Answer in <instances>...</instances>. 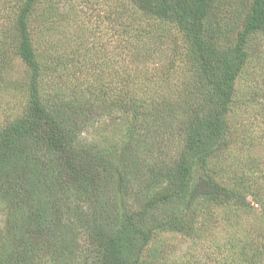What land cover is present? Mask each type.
Wrapping results in <instances>:
<instances>
[{
  "label": "trees",
  "instance_id": "16d2710c",
  "mask_svg": "<svg viewBox=\"0 0 264 264\" xmlns=\"http://www.w3.org/2000/svg\"><path fill=\"white\" fill-rule=\"evenodd\" d=\"M0 3V81L13 52L30 71L27 110L0 125V264H147L154 232L214 208L258 220L220 215L221 264H264V164L232 158L229 121L264 0ZM114 115L125 140L99 152L83 136Z\"/></svg>",
  "mask_w": 264,
  "mask_h": 264
},
{
  "label": "rangeland",
  "instance_id": "374dc122",
  "mask_svg": "<svg viewBox=\"0 0 264 264\" xmlns=\"http://www.w3.org/2000/svg\"><path fill=\"white\" fill-rule=\"evenodd\" d=\"M253 46L256 48L253 59L237 82V104L229 117L235 142L246 147L231 156L239 157L244 163L256 159L264 164V36L255 37ZM11 55L13 63L5 78L0 81V125L9 124L22 117L28 104L30 71L14 52ZM152 69L157 72L158 67ZM129 125L130 117L126 115L105 117L89 127L83 138L99 152H114L125 140ZM224 165L231 173L234 166ZM137 201L142 203L141 198ZM165 211L177 212L178 206L161 208L159 213ZM220 215L234 219L246 229L258 223L257 217L237 215L232 209L214 208L211 221H205L194 232H154L142 255L143 260L147 264H221L218 252L222 246H230L223 244L233 228ZM4 220L3 213L0 212V230L4 227Z\"/></svg>",
  "mask_w": 264,
  "mask_h": 264
}]
</instances>
